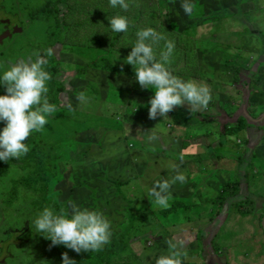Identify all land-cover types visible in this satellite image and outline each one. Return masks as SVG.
Returning a JSON list of instances; mask_svg holds the SVG:
<instances>
[{"label":"rangeland","instance_id":"rangeland-1","mask_svg":"<svg viewBox=\"0 0 264 264\" xmlns=\"http://www.w3.org/2000/svg\"><path fill=\"white\" fill-rule=\"evenodd\" d=\"M0 1V9H4L0 10V37L8 35L0 40V75L17 59L35 52L43 54L51 45L48 36L54 22L30 21V11L43 8L51 2V8L57 9L60 20L76 31V36L73 30L69 34L72 45H62L55 51L61 70L58 80L67 94L57 97L58 87L51 80L47 82V98L50 103L57 105V111L48 117V123L42 131L33 132L25 141L29 150L34 148V142L41 146L42 155L54 164L57 175L51 179L48 188L40 180L28 188L22 180L28 179L30 175L35 176L34 173L22 162L14 161L0 175V264H60L58 259L42 256L50 239L37 233L34 223L31 226V221L45 207L53 210L57 206L54 201L65 208L72 201L82 209L101 211L110 221L112 233L110 242L103 247L110 245L115 234L129 233L128 253L114 258L111 264H155V258L163 254V247H168V240L182 239L185 240V249L194 242L198 249L202 247V252L187 251V256L182 258L186 263L190 260H205V264H264V206L256 211V201L241 192L239 184L235 182L236 177L227 185L228 188L222 186L221 194L217 195L219 192L215 189L204 183L200 184L202 180L197 175L194 179V193L198 197L191 198L189 195L176 197L175 200L171 197L170 206L166 209L152 205L147 195L155 181L171 179L176 175L174 165L179 170L188 168L192 172L210 165L226 167L229 158L213 155V149H210L212 144H207V141H203L200 150H181L173 146L172 155L168 153V148H164L163 134L169 133L170 137L183 139L186 131L194 132V126L206 131L211 127L210 123L186 120L183 112H188L185 107L187 102L183 106H176L166 119L162 116L150 119V104L147 102L154 95V89L141 88L135 76L114 74L95 67V63L102 66L99 58L106 52L112 64L114 61L116 66L133 68L131 64L125 63L122 52L126 49L131 52L137 39L136 32L148 27L165 38L153 45L159 58L165 41H171V21L175 23L181 19L180 9L175 12L171 8L174 6L161 5L164 14L173 11L171 20H162L163 27L149 20L150 8H155L154 5L163 0H127V11L120 7L113 8L109 0H68L66 4H58L57 0ZM216 1L221 3V0ZM207 2L214 4V0ZM192 3L195 4V9L187 24L192 36L180 34L183 39L178 38V44L180 43L182 51L179 52L178 45L174 47L171 62L167 65L173 75L184 81L188 80V74L193 70L194 51L204 58L211 57L209 46L212 36H215V31L217 34L223 31L221 27H216L210 32L214 25H206L207 23L235 17L238 15L235 12L237 4H250L251 6H244L243 15L249 16L251 20L259 17L261 21L264 20V0H229L225 6L234 7L231 13H227V17L226 10L220 16L206 12L204 5L198 0H192ZM117 13L127 17V32L112 31L108 16ZM17 21L25 29V33L22 34V27H18L21 32L10 36L11 30L18 26L15 24ZM192 42H203V45ZM220 47L228 52L223 45ZM220 53L219 49L212 54ZM181 56L186 62L180 59ZM240 56L245 58L247 54L242 52ZM241 57L232 54L231 60L226 63L233 64L241 60ZM47 59L49 63L50 57ZM85 66L90 67L86 72L79 73V69ZM108 66L106 63L102 68L106 69ZM45 70L52 73L48 66H45ZM203 74L206 75V72ZM5 93V86L0 85V95ZM80 93H84L83 101L77 99ZM219 106L220 102L216 101L202 111H207L209 107L221 110ZM208 115L207 112L208 122L215 123V118ZM162 120L169 122L161 123ZM4 126L5 122L0 121V131ZM138 129L141 132L138 133ZM227 134L232 135L231 130ZM152 135L156 137L155 140L148 139ZM233 136L241 138L240 135ZM140 137L143 138L142 141H139ZM186 139L191 142L187 147L196 145L191 138ZM217 143L221 144L220 141L213 144ZM239 146L230 143L229 149L237 151ZM181 153L183 161L180 160ZM3 161L0 160V167ZM231 161L228 165H231ZM205 172L208 178L219 180L218 171L210 168ZM243 179L247 181V178ZM16 181L20 184L15 188V197H12L10 192ZM203 188L207 195L202 193ZM209 201H213L212 205L215 207L214 218L206 230L186 238L190 229L196 226L184 223L204 212ZM178 204L184 208L170 213L172 207ZM185 207L194 212L187 211ZM219 213L221 219L217 220ZM247 219L255 226L248 238L240 236ZM127 227H132V230L126 229ZM248 233L247 230L244 231L245 235ZM156 243H159L158 246ZM75 261L76 264H84L78 258Z\"/></svg>","mask_w":264,"mask_h":264},{"label":"clouds","instance_id":"clouds-1","mask_svg":"<svg viewBox=\"0 0 264 264\" xmlns=\"http://www.w3.org/2000/svg\"><path fill=\"white\" fill-rule=\"evenodd\" d=\"M109 3L113 8L120 7L124 11L129 8L127 0H109ZM181 8L191 18L195 4L192 0H182ZM108 19L113 32H127L129 23L126 16L117 13L108 16ZM136 37L125 63L133 66L135 78L141 88L154 89V95L147 102L150 104V119H156L157 116L166 119L170 111L176 106H183L185 102L190 106L191 113L200 107H207L212 98L211 89L206 84L193 80L184 81L173 75L167 67L175 47L172 41H165L164 50L158 58L153 45L164 40V36L148 27L138 30ZM53 55V48L49 47L43 54L35 52L28 57H21L0 75V85L6 88V93L0 95V121L5 122L0 131V160L9 161L26 155L29 147L25 141L33 132L42 131L48 123V117L57 111V105L50 103L46 95L51 74L45 70V66L48 64L47 57ZM77 99L83 101L84 93H80ZM139 132L141 131L138 129ZM148 139L155 140L156 137L152 135ZM180 160L183 161V153L180 154ZM173 168L176 175L171 179L157 180L148 189L147 195L152 205L168 208L172 185L178 181H186V176L179 171V167L174 165ZM33 223L37 233L51 240L50 247L62 244L77 253L100 251L110 242L112 235L110 221L101 211L82 209L72 201L68 202V208L62 206L58 213L45 207L31 221V226ZM166 243L167 253L156 257L155 264H182L185 241L168 240ZM62 261L63 264H76L67 252L62 254Z\"/></svg>","mask_w":264,"mask_h":264},{"label":"crops","instance_id":"crops-1","mask_svg":"<svg viewBox=\"0 0 264 264\" xmlns=\"http://www.w3.org/2000/svg\"><path fill=\"white\" fill-rule=\"evenodd\" d=\"M198 2L204 5V10L206 12L211 14L215 13L221 16L222 12L226 10V17L227 13H231L234 7L231 5L225 6L229 0H221V3L214 0V4L212 5L209 4L207 0H198ZM176 3H174L173 6H175ZM181 3L182 0H179L177 3L181 15V19L177 24L180 26V31H184L181 32L182 34L191 35V30L187 28V24L191 20L188 19L189 16L186 15L181 8ZM237 5L235 12H237L238 15L235 17L230 16L229 18L227 17V19L213 20L206 24L214 25L210 28V32L211 29L215 30L216 27H221L223 31L220 34H217V31H215V36H212V43L209 46V54H211V57L204 58L200 53L194 51L192 60L193 70L188 74V80L206 84L211 89L212 98L208 105L219 101L221 110H214V108L209 107L207 111H202L204 107H200L199 109L201 110L198 109L196 112L191 113L190 106L186 103L185 107L188 112H183L185 119L187 120L189 115L195 116L191 121L196 122L195 119H197V117L208 118V112V116L210 118H215L216 122L210 123L209 125H211V127L206 131L194 126L195 129L192 130L194 132L186 131V136L183 139L170 137L168 135L169 133L167 135L163 134L162 138L166 144H164V148L169 149L168 153L170 155L174 154L171 152L173 146L178 147V149L181 148V150L190 148L193 150H200L203 141H207V144H212L210 149H213V155L221 156L223 159L229 158L228 162L232 160L231 165H228L227 162L226 167L223 168L210 165L205 168H200L197 172H194V170L192 172L188 170V168L179 170L186 176V181L184 183L178 181L172 185L170 191L173 200H175L176 197H185L189 195L191 198L198 197L194 193V182L196 181L194 179L197 175L201 177L200 179L202 181L200 184L204 183L207 187L215 189V191L219 192L217 195L221 194V188L233 182V178L236 177L237 180L235 182L239 184L241 192L243 194H248L256 201L257 211L264 206V20L261 21V17L251 20L249 16L243 15L244 6H251L250 4ZM251 10L252 8L250 11ZM165 18L168 19V17ZM160 26L164 27V24H160ZM199 29H201V27ZM192 43L195 45H203V42ZM220 45L226 47L228 52L224 51ZM219 49L221 50L220 54H212ZM198 51L200 52L201 50L199 49ZM242 52L247 54L245 58L240 56ZM232 54L238 55L242 59L233 64H227L226 61L231 60ZM218 57H221L220 60L217 59ZM204 71L206 75L203 74ZM201 80L203 82H201ZM218 118L221 119L219 120ZM162 122L167 123L169 121L162 120L161 123ZM234 126H236L235 129H233ZM228 130H231L232 135L227 134ZM234 134L240 135L241 138L234 137ZM187 137L195 141L196 145L187 147L190 142V140L186 139ZM139 140L142 141L143 138L140 137ZM216 141L221 142V144L217 143L218 148L217 144H213ZM230 143L236 146L239 144V150H230ZM183 153L186 154V151H183ZM210 168L219 172V180L217 178H208V174L205 170ZM243 178H247V181ZM202 193L207 195L205 188H203ZM213 201L207 202L205 211L201 212L198 217L190 219V221L187 220L186 223H184V225L192 223L193 226H196L190 229L186 238L198 235V232L203 229L206 230V227L214 218L213 210L215 207L212 205ZM183 208L184 206L180 204L177 211ZM185 208L187 211H192L189 207ZM193 212L194 211H192V213ZM219 214L220 215L216 216L217 220L221 219V213ZM263 216L264 215H262V217ZM254 228L255 226L252 222L247 219L242 230H247L249 233L245 235L243 231L240 236L248 238ZM261 235H263V230H261ZM158 244L159 243H156L157 246ZM190 250L202 252V247L198 249L195 242L188 249L183 247L182 252L185 255L182 258L187 256V251ZM167 251L168 247L164 246L163 254H166ZM182 264H205V262L203 260H197L195 262L194 260H190L189 263H186L185 260L182 261Z\"/></svg>","mask_w":264,"mask_h":264},{"label":"trees","instance_id":"trees-1","mask_svg":"<svg viewBox=\"0 0 264 264\" xmlns=\"http://www.w3.org/2000/svg\"><path fill=\"white\" fill-rule=\"evenodd\" d=\"M178 1L179 0L158 1V4L156 3V5H154L155 8H150L149 20L158 24L159 26H160V24H162V20L165 17H168V19L171 20L170 16H172L173 11L170 10L169 13L166 11L167 14H164L162 12L161 5L173 6L174 3H176V2L178 3ZM0 2H2V1H0ZM67 2H68V0H57L58 4H66ZM177 3L174 7H171L175 10V12H176V10L179 9V7L177 6ZM51 7H52V3L48 2L45 5V7L30 11L28 18L30 21H33V22L35 21L38 23H41V22L42 23H48L50 21L54 22V26L52 27L51 32L49 33V36H48V39L51 42L50 47L53 48L54 55L50 57V61L46 66H48L49 70L52 71L51 83L54 86L58 87L57 97H61L62 95L63 96L66 95L67 92L65 91L64 86L58 80V77L61 73V70L59 69L58 55H56L55 51L62 45H65V44L72 45L69 34H70V31L73 29L69 24L63 23L60 20L59 13H58L57 9L56 8L52 9ZM171 8H169V9H171ZM0 10L3 11L4 9L2 8ZM0 22H1V19H0ZM171 23H172L171 31H173V34L169 38H171V41L174 43L175 47L178 45V50H179V52H181L182 47H181L180 43L178 44V38L183 39L180 34H182L181 32H184V31H180V26H179V24H177V22L173 23L171 21ZM15 24L18 26H16ZM15 24L14 25L16 27H22L21 24L18 23V21L15 22ZM38 26H40V25H38ZM73 32L76 36V31L73 30ZM105 32H106V30H105ZM21 33L22 34L25 33V29L23 27H22ZM78 46H79V44H78ZM129 53H130L129 49L123 50V52H122L123 59H125ZM99 59L101 61L102 66H103V64H106V63L109 64V66L106 69H103L102 66H99L98 63H95L96 64L95 67H99L102 71H107V72L110 71V73L119 74V75H128L131 77L135 76V72H134L133 68L125 66V65H122L120 67L116 66L114 61L112 64L111 58L109 57L108 53H106V52L103 53L102 57ZM180 59L183 62H186V60L184 59L183 56H181ZM188 60H187V64H188ZM177 62H179V61H177ZM189 62H190V60H189ZM179 65H181V63ZM89 67L90 66H85V67L80 68L79 73L86 72ZM95 67H92V68H95ZM60 100H62V99H60ZM194 117L195 116L189 115L187 117V120L191 121L192 119H194ZM195 120H198L201 123L202 122L203 123H211V122H208V118H205V117L204 118L197 117V119H195ZM212 121H214V120H212ZM159 125H162V124H159ZM34 143H35L34 148L32 150H29V152L26 155L20 157L19 159L12 158L9 161H3L1 164V167H0V175L3 174L5 169H7L11 163L13 164V161L14 162H22L27 167V169H31L35 175V176L30 175L28 179H23L22 183L25 186H27L28 188H30L37 181L40 180L44 183L45 187L48 188V185H49L51 179L57 175V171H56L54 164L46 156L42 155V153L40 151L41 146L39 144H37L36 142H34ZM14 184L16 186L14 185L12 192H10L12 197H15V195H16L15 188L20 184V182L16 181ZM54 202L57 204V206L53 207V210H54V212L58 213L60 208L62 207V205H60L57 201H54ZM177 207H178V205H174L169 212L174 213L176 211ZM262 225H263V229H264V218L262 220ZM126 229L132 230V227H127ZM51 243L52 242L50 240V243L47 246V248L44 250V252L42 253V256L43 257L49 256L51 258L58 259L60 261V264H63L62 254L64 252H67L69 257L73 258L74 260H76V258H78L79 260H82L84 262V264H111V262H112V260H114V258L121 257V256L128 253V251H129V233L123 232V233L115 234L110 245L103 247L98 252L97 251H94V252L82 251L80 253H77L74 250L69 249L62 244L50 247ZM5 245H7V243Z\"/></svg>","mask_w":264,"mask_h":264},{"label":"water","instance_id":"water-1","mask_svg":"<svg viewBox=\"0 0 264 264\" xmlns=\"http://www.w3.org/2000/svg\"><path fill=\"white\" fill-rule=\"evenodd\" d=\"M17 32H21V30H20L18 27H15L14 29L11 30L10 36L12 35V33H17ZM7 37H8V35L5 34V35H3V36L0 38V40H2L3 38H7Z\"/></svg>","mask_w":264,"mask_h":264}]
</instances>
